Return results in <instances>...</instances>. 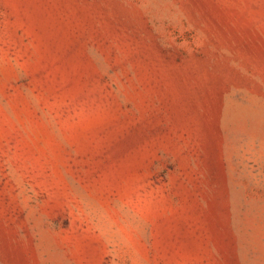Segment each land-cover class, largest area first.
Returning <instances> with one entry per match:
<instances>
[{
  "label": "rangeland",
  "instance_id": "1",
  "mask_svg": "<svg viewBox=\"0 0 264 264\" xmlns=\"http://www.w3.org/2000/svg\"><path fill=\"white\" fill-rule=\"evenodd\" d=\"M0 264H264V0H0Z\"/></svg>",
  "mask_w": 264,
  "mask_h": 264
}]
</instances>
